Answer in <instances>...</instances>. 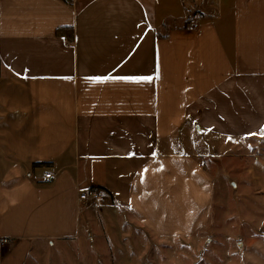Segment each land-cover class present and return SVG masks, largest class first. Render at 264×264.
Wrapping results in <instances>:
<instances>
[{
    "label": "crops",
    "instance_id": "obj_1",
    "mask_svg": "<svg viewBox=\"0 0 264 264\" xmlns=\"http://www.w3.org/2000/svg\"><path fill=\"white\" fill-rule=\"evenodd\" d=\"M261 129L264 0H0V264H39L93 232L90 189L157 241L217 239L216 215H232L218 164L246 156L211 160L208 137ZM263 193L237 264H264Z\"/></svg>",
    "mask_w": 264,
    "mask_h": 264
},
{
    "label": "rangeland",
    "instance_id": "obj_2",
    "mask_svg": "<svg viewBox=\"0 0 264 264\" xmlns=\"http://www.w3.org/2000/svg\"><path fill=\"white\" fill-rule=\"evenodd\" d=\"M208 141L216 150L210 153V146L205 147V153L215 156L211 160H216L218 155L228 154L233 146H241L245 150L234 149L232 153L246 156L231 160L221 158L218 164V172L222 173L218 182L217 194L220 198L217 202L222 203L232 215H221L220 212L216 215L215 225H227L222 226V230H216L220 235L217 239L210 238L212 233L209 231L194 240L157 241L129 217L117 216L113 211L104 213L105 204H102L98 206L102 214L95 213V219L92 221L88 218L84 224L95 225L97 228L93 232L87 225L77 242L57 244L46 250L43 258H33L32 261L39 264H237L242 241L235 243V238H241L243 233L239 223L251 224L254 232L261 219L256 214L255 197L264 191V182H255V177L264 178V158L260 159L264 135H252L236 141L209 136ZM199 144H206L202 136ZM255 162L256 166L262 165L255 167ZM262 196L264 198V193ZM238 225L239 229L236 228Z\"/></svg>",
    "mask_w": 264,
    "mask_h": 264
},
{
    "label": "built area",
    "instance_id": "obj_3",
    "mask_svg": "<svg viewBox=\"0 0 264 264\" xmlns=\"http://www.w3.org/2000/svg\"><path fill=\"white\" fill-rule=\"evenodd\" d=\"M204 16L201 13L193 14L188 20V27L191 29L197 28L200 22L204 20ZM54 178L53 173L46 172L37 178V182L46 183L50 182ZM108 196L100 189H90L80 195V206L84 209H89L93 206L101 205ZM7 241L5 239H0V244L4 245Z\"/></svg>",
    "mask_w": 264,
    "mask_h": 264
},
{
    "label": "trees",
    "instance_id": "obj_4",
    "mask_svg": "<svg viewBox=\"0 0 264 264\" xmlns=\"http://www.w3.org/2000/svg\"><path fill=\"white\" fill-rule=\"evenodd\" d=\"M57 35L64 37L69 44L74 43V33L72 28H60L57 31Z\"/></svg>",
    "mask_w": 264,
    "mask_h": 264
},
{
    "label": "snow or ice",
    "instance_id": "obj_5",
    "mask_svg": "<svg viewBox=\"0 0 264 264\" xmlns=\"http://www.w3.org/2000/svg\"><path fill=\"white\" fill-rule=\"evenodd\" d=\"M140 79H151L150 77H142V78H140ZM260 133L262 134V135H264V129H261L260 130ZM254 135V134H253Z\"/></svg>",
    "mask_w": 264,
    "mask_h": 264
}]
</instances>
